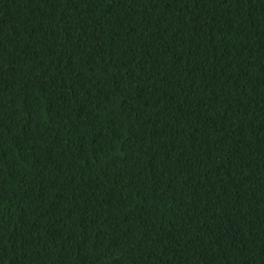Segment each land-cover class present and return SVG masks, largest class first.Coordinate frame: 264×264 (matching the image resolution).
Segmentation results:
<instances>
[{"label": "trees", "instance_id": "1", "mask_svg": "<svg viewBox=\"0 0 264 264\" xmlns=\"http://www.w3.org/2000/svg\"><path fill=\"white\" fill-rule=\"evenodd\" d=\"M0 264H264V0H0Z\"/></svg>", "mask_w": 264, "mask_h": 264}]
</instances>
